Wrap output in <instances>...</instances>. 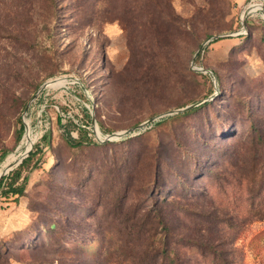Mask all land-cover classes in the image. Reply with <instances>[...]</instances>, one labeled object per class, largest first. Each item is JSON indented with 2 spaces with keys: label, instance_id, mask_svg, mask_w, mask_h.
I'll use <instances>...</instances> for the list:
<instances>
[{
  "label": "rangeland",
  "instance_id": "374dc122",
  "mask_svg": "<svg viewBox=\"0 0 264 264\" xmlns=\"http://www.w3.org/2000/svg\"><path fill=\"white\" fill-rule=\"evenodd\" d=\"M37 144L0 264H128L163 219L180 264H264V0H0V174Z\"/></svg>",
  "mask_w": 264,
  "mask_h": 264
},
{
  "label": "trees",
  "instance_id": "16d2710c",
  "mask_svg": "<svg viewBox=\"0 0 264 264\" xmlns=\"http://www.w3.org/2000/svg\"><path fill=\"white\" fill-rule=\"evenodd\" d=\"M198 108L199 106L195 108L194 107L189 108L187 110L179 112L177 116H181L186 113H191ZM89 118H91L90 114H89ZM162 121L163 120L159 122H162ZM19 122H20V133H24L25 132L24 122L22 119H20ZM61 124L65 128V124L63 123ZM77 128L80 132V135L77 138L73 136L72 130L69 127L64 129L65 140L70 146L78 147L82 145L83 143H88V142L94 143L95 142L93 141L92 138L88 136L87 129H84L82 127H77ZM49 137H50L49 133H45L42 138L47 141ZM261 137H263V134H261V131H260V134H257L255 136V141H257L259 144L260 143L263 144V140ZM39 147L40 145L37 144L34 147V150H31L28 156H26L23 159V161L14 170L9 172L8 174H4L0 178V197H4L7 200L11 198H13V200H18L21 196L25 194L27 176H23V171L26 168H30V165L33 161V158L37 154ZM6 155H7V152L5 151L4 153H2L1 157L4 158ZM20 179L22 181L18 183ZM160 223H161V226L164 232L163 236L161 237H158V236L153 237V235H151L152 233L150 232L153 229V227L151 229L149 227L148 229H146V227L141 226V225L140 226L137 225L135 227L138 230L137 231L138 235L134 239L139 240V243H137L136 245L133 246V248H131L132 249L131 252L133 251V255L132 253L130 254L128 253V258L126 259L127 262L126 261L124 262L128 264H180L177 258V253H175L171 249V245H169L168 243V239H169L168 235H170L171 233V226L164 219L160 220ZM148 232L151 238H149L150 236L146 234ZM153 234H156V233H153ZM148 238L149 240L146 243ZM137 246L144 247L139 256H138V251H136ZM213 260H216V259H213Z\"/></svg>",
  "mask_w": 264,
  "mask_h": 264
},
{
  "label": "water",
  "instance_id": "95a60500",
  "mask_svg": "<svg viewBox=\"0 0 264 264\" xmlns=\"http://www.w3.org/2000/svg\"><path fill=\"white\" fill-rule=\"evenodd\" d=\"M249 12H250V9H247V10L244 12V15H243L244 18H246V16H248ZM244 18H243V19H244ZM217 38H218V36H216V35L213 36V39H217ZM42 88H44V85L42 86ZM199 103H201V102H197V103H194V104L188 105V106H186V107H183V108H179V109H176V110L170 111L169 113H179V112H182V111L187 110V109H189V108H193V107L199 105ZM30 104H31V103H30ZM30 104L27 105L25 113H27ZM153 120H154V118H153V119H150L149 121H146L145 123H142V124H140V125H138V126L132 128V129H129V130L125 131V132H122V133H115L114 135H115V137H123V135L129 134V133H132L133 131H136L137 129H141V128H143L146 124H148L149 122H151V121H153ZM93 122H95V117H94V116H93ZM4 174H6V171H4L3 173L0 174V178H1Z\"/></svg>",
  "mask_w": 264,
  "mask_h": 264
},
{
  "label": "bare ground",
  "instance_id": "6f19581e",
  "mask_svg": "<svg viewBox=\"0 0 264 264\" xmlns=\"http://www.w3.org/2000/svg\"><path fill=\"white\" fill-rule=\"evenodd\" d=\"M28 146L30 145V143H31V131H30V129L28 130V133H27V135H26V138H25V141H24ZM28 149V148H27ZM10 160L8 159L7 160V162H6V166H5V169L6 168H8L9 167V165H10ZM2 171H4V170H2Z\"/></svg>",
  "mask_w": 264,
  "mask_h": 264
},
{
  "label": "built area",
  "instance_id": "2783aa9c",
  "mask_svg": "<svg viewBox=\"0 0 264 264\" xmlns=\"http://www.w3.org/2000/svg\"><path fill=\"white\" fill-rule=\"evenodd\" d=\"M251 7H252V6H251ZM251 7H250V8H251ZM250 10H251V9H250Z\"/></svg>",
  "mask_w": 264,
  "mask_h": 264
}]
</instances>
